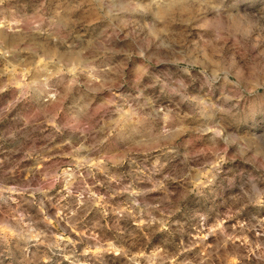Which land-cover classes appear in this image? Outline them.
I'll list each match as a JSON object with an SVG mask.
<instances>
[{
  "label": "clouds",
  "instance_id": "1",
  "mask_svg": "<svg viewBox=\"0 0 264 264\" xmlns=\"http://www.w3.org/2000/svg\"><path fill=\"white\" fill-rule=\"evenodd\" d=\"M0 264H264V0H0Z\"/></svg>",
  "mask_w": 264,
  "mask_h": 264
},
{
  "label": "rangeland",
  "instance_id": "2",
  "mask_svg": "<svg viewBox=\"0 0 264 264\" xmlns=\"http://www.w3.org/2000/svg\"><path fill=\"white\" fill-rule=\"evenodd\" d=\"M38 146H40V145L38 144Z\"/></svg>",
  "mask_w": 264,
  "mask_h": 264
}]
</instances>
